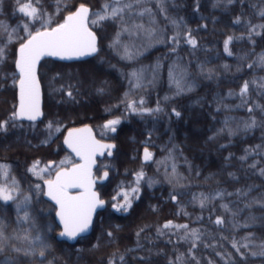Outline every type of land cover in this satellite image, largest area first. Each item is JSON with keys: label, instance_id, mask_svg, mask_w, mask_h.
Here are the masks:
<instances>
[{"label": "trees", "instance_id": "obj_1", "mask_svg": "<svg viewBox=\"0 0 264 264\" xmlns=\"http://www.w3.org/2000/svg\"><path fill=\"white\" fill-rule=\"evenodd\" d=\"M104 3L105 0H40L38 7L44 13L42 19L51 17L49 27H55L80 4L95 13ZM145 7L152 10L151 17L137 14ZM164 8L161 12L158 0H147L126 10L123 27L129 28L132 35L122 31L120 19L92 24L95 17L91 13L89 26L98 36V54L74 64L42 62L39 74L46 96V74H64V83L77 84L69 90L75 107L57 110L46 103L43 124L63 126L62 134L70 127L89 124L97 132H108L110 140L118 143L114 159L108 160L111 179L107 188H101L108 208L98 215L91 236L70 245L56 240L59 228L46 226L45 218L35 215H45L46 208L33 204L32 214L26 211L35 224L21 218L22 223L11 224V235L22 237L30 231L34 238L39 234L49 246L45 255L41 257L37 251L36 255L26 256L23 251L16 253L11 249V255H0V261L181 264L178 258L182 257L183 264H264V256L252 255L264 243V67L254 63L264 54V29L257 28L259 35L248 38L249 21L252 25L264 24V17L257 15L264 9V0H165ZM238 17L239 24L235 23ZM0 23L8 29H0V47L5 50L0 63V123L8 121L0 130V162L9 163L15 155L20 162L40 159L45 163L55 158L52 147L57 142L25 143L30 134H17L11 129V73H15L17 48L29 30L34 33L43 28L39 20L33 22L18 12L16 0H0ZM24 24L29 25L28 30ZM134 24L154 28L155 35L149 38L145 32L132 29ZM189 33L197 42L195 47L187 42ZM174 36L178 37L175 42ZM229 36L235 37L229 44L232 55L224 49ZM117 40L125 43L131 59L123 58L125 48L120 42L114 46ZM174 58L189 63L190 91L176 94L169 88L168 65ZM141 70V86L136 87L132 73L139 75ZM245 82L249 89L241 97ZM64 97L72 99L67 94ZM140 100L144 103L135 105L138 110H160L133 112L128 104ZM110 118L119 120L114 132L105 127ZM253 119L255 126L245 128V123ZM44 135L41 130L40 134L32 131L31 136L40 139ZM145 149L151 154L146 162ZM101 168H105L102 162ZM141 172L143 176L138 179ZM123 184L135 185L139 192L128 209L118 211L115 205L122 200L119 192ZM204 197L207 200L201 207ZM253 200L259 203H251ZM224 205L228 206L227 211ZM218 217L224 220L223 225L215 223ZM250 217L256 219L252 221ZM168 222L188 228L164 229ZM192 230H198L200 237L195 247L191 237L182 238ZM246 236L252 238L243 241L249 246L237 252L232 241ZM13 244L30 250L28 241L14 240Z\"/></svg>", "mask_w": 264, "mask_h": 264}, {"label": "snow or ice", "instance_id": "obj_2", "mask_svg": "<svg viewBox=\"0 0 264 264\" xmlns=\"http://www.w3.org/2000/svg\"><path fill=\"white\" fill-rule=\"evenodd\" d=\"M59 2H63V0H59ZM147 2V0H105V3L102 5L100 11L92 13L95 17L91 23L98 24L100 21L108 20V19H120L122 22V31L128 32L129 35H132L133 32L129 30L127 27H123L124 22V14L125 11H131L133 6H140ZM164 2L165 0H158V4L160 7V11L164 12ZM219 2V0H218ZM228 3H232V0H227ZM40 0H16L17 10L22 13L24 16L32 19L33 22L39 20L41 22V26L43 30H37L34 33L30 30L28 31V36L24 43L20 45L19 48V56L15 61L16 68L19 72L18 83H19V108L18 111H15L12 115L13 119L16 118H27L28 120L35 121L39 116L42 115L40 111V84L39 79L37 77V65L39 61L44 56H55L61 59H73L78 58L85 55H91L97 51L96 47V36L89 29V14L90 9L84 4H80L79 8L72 14L68 15L63 23L58 24L55 27H49L51 24V17L47 20L42 19L44 13L38 7ZM139 16L143 17L145 14H148L150 17L153 15L152 10L149 8H143L142 11L137 13ZM257 15L264 17V9H260L257 12ZM240 18L238 17L235 23L239 24ZM151 23H155L154 20ZM173 24L176 21H172ZM24 29L28 30L29 25L24 24ZM257 28L264 29V24L261 25H252L251 22H248V38L251 39L253 35H259L257 32ZM0 29L7 32V26L0 23ZM132 29L145 32L149 38L155 35V29L149 28L145 29L143 24H134L132 25ZM13 32L16 29L12 30ZM119 36V34H118ZM243 37H240L242 39ZM12 37L9 36V41H11ZM178 37H172V40L177 41ZM235 39L233 36H229L224 42V49L228 53V55H232L229 50V44ZM187 42L191 44L193 47L196 46V40L191 38L189 33V37ZM119 43V41L114 42L115 44ZM5 58V50L3 47H0V63H3ZM123 58L131 59L132 55L128 52L127 47L125 46V54ZM254 63H258L260 66L264 67V54H261L257 57V60ZM159 65H157V68ZM252 67V65H249ZM203 71V69H201ZM209 74L211 70H208ZM143 70L138 75L136 72L132 73L133 78L137 81L136 87H140V81ZM170 80L176 84L177 92H182L185 90L190 91L191 86H188L187 89L183 86V82L185 79V72L181 70L180 72H176L175 66L172 70L169 71ZM210 78V75H209ZM14 78V83H15ZM255 83V82H253ZM249 89L248 82H245L241 88L239 95L241 97H245ZM67 95L71 98L72 92L68 91ZM231 95V93H230ZM246 102V100L244 101ZM143 104L144 101H132L128 104V107L131 108L133 112L141 111V112H152L159 111L157 108L153 109H137L135 105ZM259 108V105H256ZM249 112L252 111V108L248 109ZM177 116L180 114L177 112ZM8 121H4L0 123V130H4ZM119 120H111L109 121L105 127L111 128L112 131H115L114 125L118 124ZM227 124V121L225 122ZM256 121L253 119L251 122L245 123V128H251L255 126ZM53 125L51 123L48 124V128L51 129ZM56 131H59L57 128ZM223 131V129H221ZM90 129H76L68 134V139L65 140V143L68 144L70 148L79 156L84 163L76 165L71 169H61L56 172L54 179H47L44 181L47 186L46 195L58 206L57 215L59 216L61 222L64 225V230L60 233V236L67 237L70 240H74L79 234L86 232L89 229V226L92 222V216L95 212L97 206H102L103 201L98 199V195L94 192V179L92 177V166L95 164L94 156L99 151L101 155H103V149H111L114 145H104L100 144L98 141H95L90 136ZM83 133H89L86 137ZM111 155V152L108 153ZM145 160H149L151 158V154L145 149L144 154ZM246 157H241V159H245ZM63 163V162H62ZM38 167L37 164L33 165V168L30 169L34 174L41 176L40 172H37L36 169ZM255 167V165H252ZM173 175H175V165H173ZM46 171V169L42 170ZM261 175H264V170H261ZM104 176H107V172L104 173ZM143 176V173L138 174V179ZM0 177H2L5 181L9 179V166L0 164ZM37 189H40V185H36ZM71 189H79V193L73 195L71 193ZM137 189H133V192H136ZM19 195L18 192V184L12 179L10 185L5 183H0V200L4 202L12 201ZM217 195H223L222 193H218ZM175 197H173L174 199ZM126 203L121 207H124L125 210L127 207H130V202L127 200V195H125ZM205 200L207 197H204L200 200L201 207L205 206ZM30 201L29 196H24L23 201H19L17 203V208L25 207ZM251 203H259V201L253 200ZM248 207L251 204L247 205ZM225 210H228V206H223ZM119 210V209H118ZM255 217H250V220L254 221ZM23 220L28 222L29 224L34 225L35 221L29 216L28 212L25 211ZM217 225H223L224 220L218 217L215 220ZM248 225L245 224L244 227ZM164 229L176 228V229H187L188 225H175L172 222H168L163 225ZM143 230V229H141ZM38 231V230H37ZM161 234H163L161 230ZM111 236V233H108ZM139 235V233H137ZM192 238L193 247L196 246L195 242L200 239L198 230H192L190 233L185 232L183 239ZM250 236L243 237L241 241H232V247L236 249L237 252L241 251V248H247L249 246L248 243H244L243 241H251ZM14 240H23L29 242L30 250L21 249L20 247H16L13 244ZM38 244V247H37ZM49 246L41 239L39 234H37L34 238H31V232L29 231L24 236H20L19 234L9 235L6 232V226L3 222H0V254H3L6 248H11L12 251L16 253L24 252V255H36L38 254L43 257L45 255V251ZM259 252H253L252 255H260L264 256V243L260 246ZM121 259H123L121 257ZM183 264V258H178ZM195 259V257H193ZM0 264H11L10 260L0 261ZM110 264H115L114 261H110Z\"/></svg>", "mask_w": 264, "mask_h": 264}, {"label": "flooded vegetation", "instance_id": "obj_3", "mask_svg": "<svg viewBox=\"0 0 264 264\" xmlns=\"http://www.w3.org/2000/svg\"><path fill=\"white\" fill-rule=\"evenodd\" d=\"M44 60H49V59H44ZM15 61H16V58H15ZM41 64H40V67H41ZM14 70H15V73H11V110H12L11 129H13L12 131L17 132V134H19L20 131H24L26 135L30 134L29 137L28 136L25 137V143L27 142L32 143L34 141H36L37 143H40V142H46L49 140L51 144L56 143V142L57 144L52 147L55 158L52 160H48L45 163L42 162L40 159L33 160L30 162H20L18 159L15 158V155L13 156V158L11 159V162L9 163L0 162V164L9 166V179L5 181L2 177H0V183H5V184L10 185L12 182V179H14L18 184V192H19V195L16 196V198L12 201L4 202L0 200V222H3V224L6 226V232L9 235H11V224L14 225L15 221L22 223V219L24 217L25 211L30 210L33 204H39L41 205L42 208L44 209L46 208L49 211L47 212L45 209V212H44L45 215H43L42 213L40 214V212L35 213V215L45 218L46 226L56 225L58 227V224L56 222L57 208L55 207V205H53L51 202L45 199L44 181L47 179H54L57 171L61 169H69L70 167L74 165H78L80 163V161H78L74 155L66 151V149L63 146V139H64L66 132L70 130L71 128H75V127L68 128L62 134L63 126H59L58 124H54L52 122H47L46 124H43L44 119H45L46 103H47V106L51 108H56L57 110L60 107L61 108L69 107V106L75 107V104H76L75 99L72 97L71 100H67V99L65 100L64 96L70 90L71 85L73 86V90H74V86L76 87L77 84L74 82L71 85L69 82L64 83L62 79L66 77V75L64 74H60V73L46 74L45 76L47 77L46 79L47 89L49 90V95L46 96L45 86H44V83L42 82V77L38 71V77H39V81L41 83L42 92H43V119L37 122L25 121L20 118L13 119L12 118L13 113L15 111H18V108H19V100H18L19 74L16 71L15 63H14ZM14 78L16 81L15 83H14ZM67 97L69 96L67 95ZM49 123L53 125L51 129L48 128ZM107 123L108 122H106L105 125ZM57 128L59 129V131H56ZM41 130L45 132L44 137L41 136L39 139V137L34 138L31 136L32 131L35 134L36 133L40 134ZM94 131H95L96 137L100 141L104 143L114 142L110 140L109 134L104 136V138H101L99 137V135H97V132L95 129ZM62 149L66 151V153H63ZM115 154H114V157H115ZM113 159H109L107 158V156H105L104 159L101 160V162L105 160H113ZM37 162H38V167L36 171L40 172L41 176H43V179H41L40 176L34 174L32 171H30V169L33 168V165L37 164ZM44 169H46V171H42ZM104 172H109L110 174L109 180L107 181L108 183L111 179V172L108 168L100 169V161H99V165L96 168L95 175L96 177L101 178ZM107 183L102 186L101 184L97 185V190L100 193V195H101V188L103 186L106 187V185H108ZM36 185H40V189H37ZM71 193L75 195V194H78L79 192L74 191ZM24 196H29L30 201L25 207L18 209L17 203L19 201H23ZM33 209L35 210L36 207H34ZM29 214H32L31 210ZM59 232L56 233L55 237H57ZM0 255H11V248H6L3 254H0Z\"/></svg>", "mask_w": 264, "mask_h": 264}, {"label": "water", "instance_id": "obj_4", "mask_svg": "<svg viewBox=\"0 0 264 264\" xmlns=\"http://www.w3.org/2000/svg\"><path fill=\"white\" fill-rule=\"evenodd\" d=\"M85 6H86V5H85ZM87 7H88V6H87ZM78 8H79V7H78ZM78 8H77V9H78ZM88 8H89V7H88ZM77 9H76V10H77ZM89 9H90V8H89ZM76 10H75V11H76ZM75 11H74V12H75ZM74 12H73V13H74ZM70 14H72V13H70ZM70 14H68V15H70ZM68 15H67V16H68ZM67 16H66V17H67ZM90 16H91V9H90V14H89V19H90ZM66 17H65V18H66ZM88 27H89V23H88ZM89 29H90V27H89ZM90 30H91V29H90ZM91 31H92V30H91ZM92 32H93V33L95 34V36H96V47H97V51H96L95 53H92L91 55L81 56V57H78V58H73V59H61V58H59V57H55V56H44V57L39 61L38 65H37V77H38V70H39L40 64H41V62H42L44 59H51V60H53V61L61 62V63H78V62H85V61H88V60H90L91 58L95 57V56L97 55V53H98V37H97V35H96V33H95L94 31H92ZM19 48H20V46H19L18 49H17L16 60L18 59V56H19ZM15 68H16V65H15ZM16 71H17V73L19 74L17 68H16ZM38 79H39V77H38ZM39 84H40V111H41L42 115L39 116L35 121L28 120L27 118H20V119L25 120V121H30V122H37V121H41V120L43 119V92H42V87H41V83H40V81H39ZM18 100H19V84H18ZM76 129H90V130H91V132H90V136H91L92 139H94L95 141H98L100 144H104V145H114V147H112L111 149H103V150H102V151H103V155H101L100 152L98 151V152L96 153V155L94 156L95 164L92 166V177H93L95 183H94V186H93V189H92V190H93L94 192L97 193V195H98V199L101 200L100 194L97 192V185H98V184H105V183L109 180L110 175H109V173L107 172V176H106V177L104 176V173H103L101 179L95 178V170H96V168H97V166H98V161H97V160H98V159H104L105 156H107V158H109V159H113L114 154H115V152H116V150H117V146H116L115 143H104V142L100 141L99 139H97V137H96V135H95V132H94L93 128H92L90 125H83V126H81V127L71 128L70 130H68V131L66 132V134H65V136H64V139H63V146H64V148H65L69 153H71L72 155H74L78 161H80L79 164L84 163V161H83L79 156L76 155V153L72 150V148H70V147L68 146V144L65 143V140L68 139V134H69V132H71V131H73V130H76ZM83 135L87 137V136L89 135V133H83ZM109 152H111V155L108 154ZM79 164H78V165H79ZM75 166H76V165H75ZM75 166H72V167H70L69 169H71V168H73V167H75ZM70 191H71V192H74V191H78V192H79L80 190H79V189H71ZM46 192H47V186L45 185V199H46L47 201L51 202L53 205H55V207L57 208V211H58V206L55 204V201L51 200V199L46 195ZM101 201H102V200H101ZM106 208H107V203H106L105 201H103V205H102V206H97L95 212L93 213V216H92V222H91V225L89 226V229H88L86 232L79 234L74 240H70V239H68L67 237H62V236H60V233L64 230V225H63V223L61 222L59 216L56 214V222H57L58 226L61 228V232H60V233L57 235V237H56L57 241H58V242H66V243H68V244H70V245H74V244H76L81 238H86V237L91 236V234L93 233V227H94V223H95V219H96V217H97V214H98L99 212L105 211ZM57 211H56V213H57Z\"/></svg>", "mask_w": 264, "mask_h": 264}, {"label": "rangeland", "instance_id": "obj_5", "mask_svg": "<svg viewBox=\"0 0 264 264\" xmlns=\"http://www.w3.org/2000/svg\"><path fill=\"white\" fill-rule=\"evenodd\" d=\"M31 19V18H30ZM32 20V19H31ZM120 42V45H121V47L124 49L125 48V43L123 42L122 43V41H119ZM86 62V61H85ZM189 62V61H188ZM70 64H74V63H70ZM185 61L184 60H179V59H177V58H174L172 61H171V64H169L168 65V72H167V74H168V76H169V71L170 70H172L173 68H174V66H175V70H176V72L178 73V72H180L181 70H183L184 72H185V79H184V82H183V86L185 87V89H187V87L188 86H190V84H191V81H190V74H189V63L188 64H186V68H185ZM202 65V62L201 61H199V66H201ZM169 88H171V89H173V93H176V94H180V93H184L185 91H182V92H177V87H176V84H174L171 80H170V78H169ZM116 92V91H115ZM114 92V93H115ZM112 93V92H111ZM91 95H93V93L91 92ZM111 120H116V119H113V118H110V120L109 121H111ZM108 121V122H109ZM115 127V126H114ZM111 129V128H110ZM112 131V130H111ZM97 132V131H96ZM113 132V131H112ZM97 135H99V137H101V138H104V136H106V135H108V132H105V131H103V130H98V132H97ZM15 141H17L16 139L15 140H13V142H15ZM115 143H117V142H115ZM118 144V143H117ZM116 144V146H117V148H118V145ZM117 152V151H116ZM143 158H144V156H143ZM147 161H149V160H147ZM144 162H146V160H145V158H144ZM102 164H103V166L105 167V168H109L110 166H109V164H108V160H105V161H102ZM122 187H121V190H120V192H119V195L121 196V198H122V200H121V202L120 203H118L117 205H115V207H116V209L118 210V211H120V210H122V209H125L124 207H121L122 205H125V203H126V200H125V195H127V200L130 202V206H131V203H132V198H134V197H136L137 195H138V187L137 186H128V185H121ZM133 189H137V191L136 192H133ZM108 208V207H107ZM106 208V209H107ZM129 207H127V209H128ZM96 220H97V217H96V219H95V222H96ZM94 227H95V223H94ZM94 227H93V232H94ZM93 234V233H92ZM91 234V235H92ZM55 236H56V234H55Z\"/></svg>", "mask_w": 264, "mask_h": 264}]
</instances>
